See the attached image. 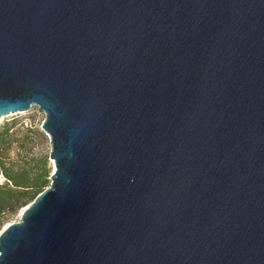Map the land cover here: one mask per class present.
Here are the masks:
<instances>
[{
    "label": "water",
    "instance_id": "water-1",
    "mask_svg": "<svg viewBox=\"0 0 264 264\" xmlns=\"http://www.w3.org/2000/svg\"><path fill=\"white\" fill-rule=\"evenodd\" d=\"M32 107L55 170L0 264H264V0H0Z\"/></svg>",
    "mask_w": 264,
    "mask_h": 264
},
{
    "label": "rangeland",
    "instance_id": "rangeland-1",
    "mask_svg": "<svg viewBox=\"0 0 264 264\" xmlns=\"http://www.w3.org/2000/svg\"><path fill=\"white\" fill-rule=\"evenodd\" d=\"M45 118V113L36 107L31 112L12 114L0 119V179L5 180L4 164L7 170L14 173L32 167L40 173L45 171L49 175V185L51 184L50 176L55 166L50 158L51 140L43 130ZM9 186L12 187L11 184ZM24 207L19 206L13 212L3 213L0 233L7 225L19 221Z\"/></svg>",
    "mask_w": 264,
    "mask_h": 264
},
{
    "label": "trees",
    "instance_id": "trees-1",
    "mask_svg": "<svg viewBox=\"0 0 264 264\" xmlns=\"http://www.w3.org/2000/svg\"><path fill=\"white\" fill-rule=\"evenodd\" d=\"M3 169L5 182L0 183V227L4 212H13L19 206H26L51 185H49V175L45 171L40 173L32 167L14 173L7 170L4 164ZM10 184L12 187L9 186Z\"/></svg>",
    "mask_w": 264,
    "mask_h": 264
},
{
    "label": "built area",
    "instance_id": "built-area-1",
    "mask_svg": "<svg viewBox=\"0 0 264 264\" xmlns=\"http://www.w3.org/2000/svg\"><path fill=\"white\" fill-rule=\"evenodd\" d=\"M34 108H36V107H32V109H31L29 112L33 111ZM37 108H38V107H37ZM4 181H5V180L0 179V183H4Z\"/></svg>",
    "mask_w": 264,
    "mask_h": 264
}]
</instances>
